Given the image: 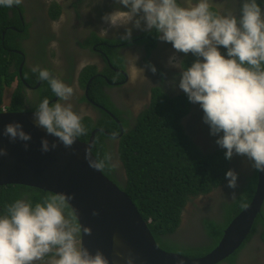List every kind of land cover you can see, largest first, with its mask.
I'll use <instances>...</instances> for the list:
<instances>
[{
    "label": "clouds",
    "instance_id": "1",
    "mask_svg": "<svg viewBox=\"0 0 264 264\" xmlns=\"http://www.w3.org/2000/svg\"><path fill=\"white\" fill-rule=\"evenodd\" d=\"M20 3L0 0V6L7 8ZM115 3L124 7L105 13L102 19L111 26L131 24L122 39L131 38L132 28L154 30L157 38L170 43L176 52L195 57L188 65L175 55L169 58V63L180 69L178 83L174 80L173 86L182 90L188 101L198 104L202 121L215 143L224 149L225 159L243 156L253 169L264 171V0H237L238 10L223 11L214 8V0ZM150 68L156 71L155 65ZM31 71L48 82L57 98L50 103L45 97L32 111L33 124L45 132L40 151L49 152L58 143L71 148L86 134L84 113L75 110L72 103H62L74 96V88L48 68L34 65ZM0 135L11 142H24L25 149L32 138L19 120L5 123ZM49 136L54 137L51 142ZM6 155L7 148L0 146V156ZM84 158L93 169L109 163L108 157L92 156L87 147ZM237 178L233 169L225 171L229 187L236 186ZM72 196L60 191L36 202L23 196L7 204L0 212V264H109L102 251L92 253L84 246L82 234L90 233L91 228L68 211ZM126 264H134L131 255ZM177 264H184L183 259Z\"/></svg>",
    "mask_w": 264,
    "mask_h": 264
},
{
    "label": "flooded vegetation",
    "instance_id": "2",
    "mask_svg": "<svg viewBox=\"0 0 264 264\" xmlns=\"http://www.w3.org/2000/svg\"><path fill=\"white\" fill-rule=\"evenodd\" d=\"M53 2L58 5V10L56 7H50ZM13 7L18 8L21 25L27 24V36L19 40L21 50L15 51L22 56L17 79L23 80L26 103L37 104L41 94L51 89L47 81L41 86L43 81L38 78V75H36L34 84L25 82L22 76L24 66L30 70L34 65L42 68L50 67L52 74L61 79V76L54 71L55 66L61 62L66 70L67 84L75 90L74 96L71 97L74 109L81 111L83 103H86V106L93 110L92 117H89L94 122L101 117V111L106 112L120 126V133L124 132L121 121L111 109L100 102L103 96L100 92L108 97L116 110L120 111L121 117L128 120L125 131L134 125L138 114L149 106L156 89L166 94H185L178 87L173 86L174 80L178 83L180 69L173 67L169 63V58L174 54L177 59H183L186 65V63L190 64L195 57L191 53L185 55L176 52L170 43L159 40L157 35L153 47L147 49L146 45L150 38L147 41L141 39L146 37L148 32L142 28H132L131 38L122 39L126 27H131V24L116 27L102 19L105 13L117 7H124L116 4L115 0H21L19 5ZM214 8L218 11L226 8L238 10L239 4L237 0H214ZM93 33L106 40L86 44L88 40L94 39L92 38ZM111 39H117V41L107 42ZM108 52L121 57L122 65L114 64ZM56 57H58V62L53 61ZM150 65H155V72L151 71ZM131 69L137 80L129 78ZM85 70L89 75L86 82L82 84L79 78ZM26 73L29 72L25 71V75ZM120 74L123 78L117 80L121 77ZM96 78H100L103 82L100 80L92 82ZM91 85L92 88H90ZM15 87L16 85H11L9 92ZM79 89L82 90V97L78 93ZM54 98H56L55 95L49 99L50 103L57 100V98L53 100ZM82 98L85 101H81ZM188 104V110L181 117V123L191 140L203 151L222 149L215 143V137L209 134L208 125L202 121V110L198 104L190 101ZM95 129H97L96 132L100 130L104 132L99 127L93 130ZM106 134L108 136L104 141L109 162L115 164V174L122 173V167L116 161V140L119 139V134L108 132ZM249 162L246 157L233 155L229 159V168L238 173L236 186L229 187L224 180L210 192L190 198L182 210L180 224L174 232L165 237L183 245L194 246L209 243L211 238L207 233L205 221L223 222L227 205L241 193L248 176L253 174L254 169L251 163L247 166ZM260 213H264V202ZM255 219L242 244L217 264H264V225L262 222L264 218L262 221ZM250 255L254 256L249 257ZM231 256L233 257L232 262L229 260Z\"/></svg>",
    "mask_w": 264,
    "mask_h": 264
},
{
    "label": "trees",
    "instance_id": "3",
    "mask_svg": "<svg viewBox=\"0 0 264 264\" xmlns=\"http://www.w3.org/2000/svg\"><path fill=\"white\" fill-rule=\"evenodd\" d=\"M50 7H56L57 10L59 8L54 2ZM26 33L27 24L21 25L18 8L0 6V112L2 110H33L40 100L45 97L50 99L55 95L51 90H47L46 93L41 94L37 104L26 103L23 80L17 79L22 56L15 52L17 49L21 50L19 40L25 38ZM155 36L156 33L153 30L148 31L147 36L141 38L143 41L150 38L146 45L147 49L153 47ZM92 38L94 39L88 40L86 44L106 40L94 33ZM115 41L117 39L107 40L110 43ZM108 54L114 64L122 65L121 57L111 52ZM47 68L50 69V67ZM87 70L82 71L79 78L82 84L88 78ZM25 71L29 73L25 75ZM36 75L37 73L24 66L22 76L25 82L34 84ZM122 78L123 76L117 80ZM15 80L16 87L9 92V87ZM96 80L103 82L100 78L92 82ZM44 83L45 81L41 86ZM89 93H91L90 90ZM100 93L103 95L100 102L120 119L124 132L120 133V126L116 121L106 112L101 111L102 115L96 122L89 116H84L83 124L86 134L79 140L86 141L94 128L103 129L104 132L101 130L95 132L92 152L97 159H104L107 157L104 141L108 136L106 133H120L119 139L116 140L118 160L115 159L120 163L123 172L117 177L110 162L101 171L129 195L143 219L147 221L156 243L162 249L179 252L189 257H198L207 253L219 241L223 232L222 228H225L230 220L251 201L256 189L257 171L254 169L253 174L248 176L241 193L227 205L223 222L205 221L207 233L211 238L209 243L192 246L173 242L165 236L174 232L180 224L185 204L190 198L206 194L223 183L225 171L229 169V159H225L224 149L203 151L186 133L181 123V117L185 115L189 106L185 94H166L156 89L149 106L138 114L134 125L125 131L128 120L121 117L120 111L113 107L105 94ZM50 193L53 192L22 184L1 185L0 212H3L5 206L17 198L30 196L33 202H36ZM68 211L72 213L70 208ZM263 218L264 213H259L255 220L262 221ZM262 222L264 225V221ZM232 259L231 256L229 260L232 262Z\"/></svg>",
    "mask_w": 264,
    "mask_h": 264
},
{
    "label": "water",
    "instance_id": "4",
    "mask_svg": "<svg viewBox=\"0 0 264 264\" xmlns=\"http://www.w3.org/2000/svg\"><path fill=\"white\" fill-rule=\"evenodd\" d=\"M13 120L21 121L32 138L25 149L24 142H11L0 135V146L7 148V155L0 156V186L22 184L53 193H72L69 208L82 225L91 228L90 233L82 234L84 246L92 253L102 251L109 264H126L129 255L134 258V264H177L180 259L184 264H217L242 244L261 211L264 171H257V184L251 201L231 219L211 250L198 257L167 251L156 243L147 221L129 195L101 169L89 167L84 149L87 147L95 157L92 145L97 129L86 141L76 140L71 148L58 143L55 149L41 152L40 138L45 132L33 124L32 111L2 110L0 131L5 123ZM52 139L54 137L49 136L50 142ZM93 210H96V215H93Z\"/></svg>",
    "mask_w": 264,
    "mask_h": 264
},
{
    "label": "rangeland",
    "instance_id": "5",
    "mask_svg": "<svg viewBox=\"0 0 264 264\" xmlns=\"http://www.w3.org/2000/svg\"><path fill=\"white\" fill-rule=\"evenodd\" d=\"M116 27H119V26H116ZM174 54H172L171 56H173ZM53 61L54 62H58V57H56V58H54L53 59ZM131 68H132V66H131ZM55 69L56 70H54V71H56L57 73H58V75L59 76H61V79L67 84V80H66V70H65V68H64V65L62 64V62H61V64H58V65H56L55 66ZM129 78H134L135 80H137V78H136V75H135V73L133 72V69H131L130 70V77ZM78 93L80 94V96L82 95V90L81 89H79L78 90ZM83 100V98L81 99V101ZM83 101H85V100H83ZM62 103H71V98H70V100L69 101H62ZM80 110H81V112H83L84 113V116H91L92 117V112H93V110L91 109V108H89L88 106H86V103H83V106L80 108ZM28 111H33V110H28ZM247 166H250V162L247 164ZM122 172H123V170H122ZM121 173H117L116 175H117V177L118 176H121L120 175ZM254 255H250L249 257H253ZM261 258V257H260Z\"/></svg>",
    "mask_w": 264,
    "mask_h": 264
}]
</instances>
